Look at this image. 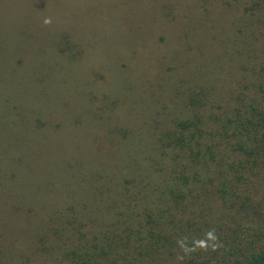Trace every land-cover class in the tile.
<instances>
[{"label": "rangeland", "instance_id": "obj_1", "mask_svg": "<svg viewBox=\"0 0 264 264\" xmlns=\"http://www.w3.org/2000/svg\"><path fill=\"white\" fill-rule=\"evenodd\" d=\"M212 1L224 5L203 0H0V247L10 254L34 251L40 206L64 209L83 200L98 209L95 205L105 203L106 192L96 198L92 190L99 189L91 177L104 175L106 180H99L102 190L110 183L115 191L109 180L112 165L127 162L125 150L137 164L145 152L138 142L150 141V127L176 116L160 113L147 120L157 107L155 99L169 95L168 90L154 89L153 80L163 74L164 65L166 70L178 64L176 48L184 51L192 45L191 52H181L184 70L199 69L214 57L202 54L206 50L199 44L207 32L184 9H210L215 33L236 43L241 52L236 60L245 68L263 61L256 60L264 55L259 48L264 20L250 25L253 17L236 6L237 0ZM168 3L176 18L166 23L162 8ZM114 30L121 33L108 35ZM68 37L76 43L68 45ZM120 62L127 67L116 70L111 81L103 78L107 86L92 85L94 69L104 76V66ZM245 68L231 66L233 75L241 73L239 82L248 76ZM253 81L250 74L248 83ZM107 90L117 97L103 100L100 96ZM180 97L169 99V106L179 112L184 107ZM113 120L130 125L124 143L108 133L110 122H117ZM24 204L36 210L21 218Z\"/></svg>", "mask_w": 264, "mask_h": 264}, {"label": "trees", "instance_id": "obj_2", "mask_svg": "<svg viewBox=\"0 0 264 264\" xmlns=\"http://www.w3.org/2000/svg\"><path fill=\"white\" fill-rule=\"evenodd\" d=\"M236 6L253 17L250 25L264 20V0H237ZM173 8L170 3L162 8L166 23L176 18ZM209 11L199 5L184 9L205 28L199 45L206 50L202 54L213 59L199 69L184 70L181 52L192 50V45L173 50L178 64L166 70L164 65L163 74L153 80L154 89L168 90L169 95L155 99L157 107L147 120L160 113L176 116L150 127V141L138 142L145 152L137 164L125 150L130 165L118 161L108 168L116 190L110 183L102 190L99 180L106 177L97 173L91 181L99 190L92 193L97 198L106 192L105 203L94 204L98 209L83 200L64 209L40 206L43 215L39 220L35 216L39 244L27 254H10L0 247V264H264V55L257 58L263 60L257 67L245 68L236 60L241 55L236 43L215 33L217 22L208 17ZM66 42L76 43L70 37ZM259 48L264 49V43ZM232 64L248 71L245 81L239 82L241 73L233 75ZM126 67L123 62L106 65L104 76L94 69L92 85L107 86L104 79L111 81L116 70ZM221 91L225 94L219 95ZM176 96L184 106L180 112L169 106ZM100 97L117 96L107 90ZM113 104L112 99L107 106ZM105 118L112 120L108 112ZM110 123L109 135L120 144L127 141L129 123ZM32 209L24 204L19 216Z\"/></svg>", "mask_w": 264, "mask_h": 264}]
</instances>
